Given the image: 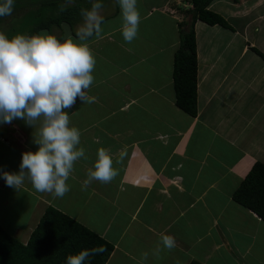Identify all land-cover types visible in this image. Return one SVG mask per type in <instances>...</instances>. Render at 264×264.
Returning <instances> with one entry per match:
<instances>
[{
	"label": "crops",
	"instance_id": "obj_1",
	"mask_svg": "<svg viewBox=\"0 0 264 264\" xmlns=\"http://www.w3.org/2000/svg\"><path fill=\"white\" fill-rule=\"evenodd\" d=\"M101 2L103 32L90 41L96 66L88 95L96 102L77 99L68 113L87 159L75 163L63 198L28 180L17 190L0 175V225L26 245L54 207L114 246L106 264H140L143 252L144 264H264V222L233 199L264 162V0H214L209 9L226 25L197 21L196 117L176 105L173 81L191 0H138L141 23L131 43L116 0ZM80 23L46 31L74 36ZM38 127L0 123V173H18L22 153L38 150ZM101 147L119 174L82 190ZM161 234L176 247L157 258Z\"/></svg>",
	"mask_w": 264,
	"mask_h": 264
},
{
	"label": "clouds",
	"instance_id": "obj_2",
	"mask_svg": "<svg viewBox=\"0 0 264 264\" xmlns=\"http://www.w3.org/2000/svg\"><path fill=\"white\" fill-rule=\"evenodd\" d=\"M120 8L121 32L126 43L133 42L139 33L141 14L138 0H116ZM75 0H63V12ZM15 0H0V18L10 16ZM101 0H92L90 8H82L80 23L73 36L50 34H16L11 39L0 31V123L11 124L15 119L28 126L38 127L35 152L22 153L18 173L2 172L7 186L19 189L28 180L41 193L63 198L69 191L67 183L75 163L87 159L80 146V130L71 126L69 111L79 99L83 104L95 103L96 97L88 90L94 83L96 57L91 47L92 38L99 39L105 22ZM66 27V26H65ZM121 152V160L125 155ZM120 160L116 161L119 163ZM109 149L99 148L93 168H89L82 190L93 181L110 183L119 174ZM176 247L172 235L161 234L152 255L159 258L164 249ZM96 249H82L66 257V264H86ZM149 253L141 254L140 264Z\"/></svg>",
	"mask_w": 264,
	"mask_h": 264
},
{
	"label": "trees",
	"instance_id": "obj_3",
	"mask_svg": "<svg viewBox=\"0 0 264 264\" xmlns=\"http://www.w3.org/2000/svg\"><path fill=\"white\" fill-rule=\"evenodd\" d=\"M56 1L58 0H33L35 4L29 3L26 7L29 9L38 5L45 7L59 5ZM83 1L75 0L74 4L57 13V16L35 21L36 24L30 21L31 23H28L30 25L27 24L29 26L26 29L27 34H37L41 30H48L54 25L60 26L63 23L73 27L82 18L81 9L91 7V3L84 4ZM213 1L191 0L193 8L189 12L192 14V22L189 26L186 23L180 25L181 43L174 59L173 81L176 105L193 117L198 114V53L195 25L197 21L209 25H226L220 15L209 9ZM20 3L19 0H15L14 10L17 8L18 11H13L12 14L22 15L23 10L20 9L23 4ZM39 14L42 12L39 11ZM39 14L38 17H41ZM233 199L256 213L264 222V162L255 163L234 193ZM82 249L97 250L86 264H106L114 246L54 207L46 210L26 245L11 236L0 225V264H66L67 256L77 254Z\"/></svg>",
	"mask_w": 264,
	"mask_h": 264
},
{
	"label": "rangeland",
	"instance_id": "obj_4",
	"mask_svg": "<svg viewBox=\"0 0 264 264\" xmlns=\"http://www.w3.org/2000/svg\"><path fill=\"white\" fill-rule=\"evenodd\" d=\"M40 1H46V0H40ZM49 1H53V0H49ZM60 1L61 0L56 1L57 3H59V5L48 6V7H45L44 5L43 6L38 5L34 8L29 7V9H27L26 6H28L29 3H31L33 5L35 4L33 2V0H19V2H21L20 5L23 4L22 9H20V10H23L22 15L17 16V15L12 14V16H9L7 18L6 17L0 18V31H4L6 33V35L9 37V39H11L12 36H14L16 34H25V33H27L26 29L29 27V26H27L28 23H31L33 21L36 24L37 22H35V21H41L42 19H45L48 17L57 16L58 15L57 13L60 12L59 6L62 3V2L60 3ZM82 3L89 4V1L84 0ZM16 10H17V8H15L14 11L16 12ZM105 10L109 11V6H106ZM39 11H41L42 14H39ZM38 14L41 17H38ZM3 21H5V22L2 23ZM1 23H2V25H1ZM28 25H30V24H28ZM3 221H4L5 226H6V224L8 225V223H6L5 219H2L1 222L3 223ZM7 228L8 227L6 226V229ZM262 238L264 239V235L262 236ZM261 245H262V243H261ZM262 257L264 259V253H262Z\"/></svg>",
	"mask_w": 264,
	"mask_h": 264
}]
</instances>
